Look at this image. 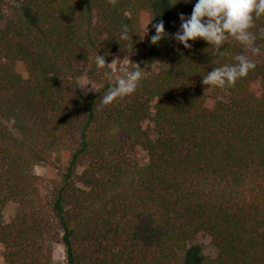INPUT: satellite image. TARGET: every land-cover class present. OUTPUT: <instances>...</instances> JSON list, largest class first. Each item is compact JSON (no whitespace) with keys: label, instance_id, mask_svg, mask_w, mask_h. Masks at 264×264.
<instances>
[{"label":"trees","instance_id":"1","mask_svg":"<svg viewBox=\"0 0 264 264\" xmlns=\"http://www.w3.org/2000/svg\"><path fill=\"white\" fill-rule=\"evenodd\" d=\"M154 2L0 0V198L17 204L8 221L0 207L6 264H264V16L250 29L260 60L216 88L222 100L202 80L246 47L228 36L139 51ZM195 2L173 7L187 17ZM96 54L128 56L127 71L159 66L103 105L117 77L98 75ZM75 62L100 83L88 96ZM199 235L216 254L191 263Z\"/></svg>","mask_w":264,"mask_h":264},{"label":"clouds","instance_id":"2","mask_svg":"<svg viewBox=\"0 0 264 264\" xmlns=\"http://www.w3.org/2000/svg\"><path fill=\"white\" fill-rule=\"evenodd\" d=\"M117 0H109L115 6ZM179 0H170L175 5ZM191 3V0H184ZM264 16V0H196L192 7L191 14L187 17L183 13L179 15L181 31L174 34L175 39L190 48L188 41L201 38L219 47L228 36L233 37L237 42L246 48L251 49L254 54L261 52L260 47L255 46L256 36L250 31L254 26V18ZM154 35L150 37V43L155 45L165 33L163 20L152 25ZM146 30V29H145ZM128 25H122L120 40L129 41ZM264 36V30L261 33ZM235 63L224 65L208 73L202 80L203 85L225 89L245 77L248 72L255 68L243 54L233 57ZM94 63L98 69L106 67L105 58L96 54ZM123 75L117 77L115 86L110 87L102 99L103 105L112 103L118 97H125L134 93L142 79L143 71L136 66V70H122Z\"/></svg>","mask_w":264,"mask_h":264},{"label":"rangeland","instance_id":"3","mask_svg":"<svg viewBox=\"0 0 264 264\" xmlns=\"http://www.w3.org/2000/svg\"><path fill=\"white\" fill-rule=\"evenodd\" d=\"M182 1L183 0H179L178 3H181ZM154 5L156 12L154 24L159 22L160 20H163L165 27L166 34L159 41L161 48L158 49L160 51V55L163 56L164 55L163 53L167 51L166 50L167 48L169 49L171 46H174V48L178 47L179 41L175 39L174 34L181 31L180 29L181 21L179 19V15L181 14V12L176 7H173V5L170 4V0H155ZM7 6L9 5L4 4L5 7L4 9H6ZM166 15H168V17ZM148 39H150L148 35L141 34L140 37L137 39L136 48L139 51H143L144 46L146 45ZM243 55L246 56L251 62L260 60L259 54H254L249 48H246L244 50ZM105 62H106V67L100 69L98 75L101 73L102 75H106L108 78L113 79L121 76L124 73L122 70L128 69L129 57L126 55L125 56L112 55L108 57L105 60ZM158 66H159V62L154 57L151 63H149L147 66L145 65L142 67L141 69L143 71L142 75H144L148 71L156 69V67ZM74 67L77 71L75 80L78 84L79 90L83 95L88 96L89 94L95 92L100 87V83L95 79H93V75H89L90 67L87 63L75 62ZM17 69L23 72V67L20 63L17 64ZM200 86L203 92L206 93V95L211 98L224 100L227 97V95L219 89L210 87L208 85H203L202 83ZM255 87H257V85H255ZM208 103L212 104V100L211 99L208 100ZM144 125L145 127H148L149 123L144 122ZM80 164L84 165L85 161L82 160ZM34 171L40 176H47V177L51 176V172L47 171L43 167L42 163H37L34 167ZM0 207L3 213L4 221H8L15 214L17 209V204L11 198H0ZM192 243L196 246V248L191 253L190 256L191 263L194 262L201 255L212 257L216 254V249L210 243L209 238L206 236L199 235L195 238V240H193ZM54 253H55V257H54L55 260L60 261L63 258V251L60 246H57L55 248ZM0 264H6L2 257L1 247H0Z\"/></svg>","mask_w":264,"mask_h":264}]
</instances>
